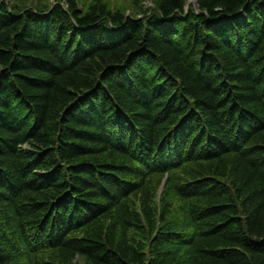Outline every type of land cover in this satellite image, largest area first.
<instances>
[{"label": "trees", "instance_id": "obj_1", "mask_svg": "<svg viewBox=\"0 0 264 264\" xmlns=\"http://www.w3.org/2000/svg\"><path fill=\"white\" fill-rule=\"evenodd\" d=\"M139 2L0 0V264H264V0Z\"/></svg>", "mask_w": 264, "mask_h": 264}, {"label": "rangeland", "instance_id": "obj_2", "mask_svg": "<svg viewBox=\"0 0 264 264\" xmlns=\"http://www.w3.org/2000/svg\"><path fill=\"white\" fill-rule=\"evenodd\" d=\"M7 1H10V0H7ZM26 1V0H25ZM29 2H32V3H34V4H37V3H39L40 1L41 2H53V1H55V0H28ZM122 1H124V0H122ZM187 2L188 3H193L194 4V0H187ZM153 4H154V2H153V0H143V5H142V3H140L139 2V5L141 6L140 8L141 9H143V8H146V7H148L149 5H151V6H153Z\"/></svg>", "mask_w": 264, "mask_h": 264}, {"label": "water", "instance_id": "obj_3", "mask_svg": "<svg viewBox=\"0 0 264 264\" xmlns=\"http://www.w3.org/2000/svg\"><path fill=\"white\" fill-rule=\"evenodd\" d=\"M194 2H196V0H194Z\"/></svg>", "mask_w": 264, "mask_h": 264}, {"label": "bare ground", "instance_id": "obj_4", "mask_svg": "<svg viewBox=\"0 0 264 264\" xmlns=\"http://www.w3.org/2000/svg\"><path fill=\"white\" fill-rule=\"evenodd\" d=\"M229 86V85H228Z\"/></svg>", "mask_w": 264, "mask_h": 264}]
</instances>
